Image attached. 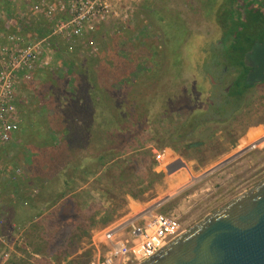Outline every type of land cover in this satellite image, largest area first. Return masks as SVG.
<instances>
[{
  "label": "rangeland",
  "instance_id": "obj_1",
  "mask_svg": "<svg viewBox=\"0 0 264 264\" xmlns=\"http://www.w3.org/2000/svg\"><path fill=\"white\" fill-rule=\"evenodd\" d=\"M15 1L0 0V24L18 20L30 37L48 30L28 11L34 0ZM130 1L126 20L102 25L71 45L60 43L50 69L37 73L21 89L27 104L19 135L2 155L8 176L0 183V204L11 215L4 232L12 233L13 227L19 231L18 239L10 237L9 264H88L103 251L100 235L106 230L115 229V239L124 240L133 227L160 214L176 219L184 232L264 180V85L246 92L230 118L202 124L184 135L186 117L205 109L203 94L211 87L203 75L210 71L203 67L204 58L228 44L229 13L232 18L240 14L244 0ZM260 2L264 7V0ZM232 79L227 76L223 83ZM126 82L130 87L125 91L121 88ZM93 86L114 94L118 103L128 101L126 106H111L121 116L130 107L134 110L137 93L160 100L148 114V126L136 131L132 145L118 138L115 144L122 153L105 155L98 174L71 175V201L59 199L29 221L35 210L22 211L14 200L30 197L40 186V177L50 180L42 191L47 200L60 191L59 173L66 170V161L81 160L82 153L91 150L87 142L83 150L72 147L68 158L59 156L58 133L66 124V111L71 118L76 116L65 104L85 101ZM166 97L186 103L179 113L165 114L160 103ZM103 149L105 153V148L99 150ZM160 149H168L176 161L167 170L154 161L153 153ZM17 169L19 175L12 176ZM176 171L181 176L166 183V176ZM135 204L146 205L140 211Z\"/></svg>",
  "mask_w": 264,
  "mask_h": 264
},
{
  "label": "trees",
  "instance_id": "obj_2",
  "mask_svg": "<svg viewBox=\"0 0 264 264\" xmlns=\"http://www.w3.org/2000/svg\"><path fill=\"white\" fill-rule=\"evenodd\" d=\"M260 1L244 0L241 4L240 14H237L235 18L231 17V12L229 13L231 18L229 17L227 20L231 26H227L229 34L225 36L228 44L224 46L222 51L211 52L212 55L207 57L206 60L204 58V63H202L204 68L206 65L210 70L209 72L203 71L204 78L207 81L209 79V83L211 82V87L209 86L207 92L203 94L206 100L205 109L200 113H196L199 111L194 109L193 114L191 113L192 115L186 117L184 135L197 131L202 124L206 125L230 118L238 111L240 101L246 92L257 85H264V82H248L249 67L247 63L250 60L253 47L264 41V7L259 5L261 4ZM17 24L18 20L14 19L11 20V23H1L0 32H6V27L12 31ZM60 49H56V52L59 53ZM45 71L48 70L41 72ZM230 75H233V79L225 85L223 80ZM129 87V82H126L121 89L126 91ZM136 95L140 97L137 100L134 99L136 101L134 110L130 107V111L122 116L121 113L111 111V106L114 103L116 107L126 106L129 104L128 101H119V104L114 94L108 91L105 92L101 87L99 90V88L93 86L92 93L87 94L85 101L76 100L75 104H72L71 101L65 104V107L69 110L76 111V116L71 118L72 115L69 114L71 112H65L66 124L62 127L61 133H58L60 137L59 156L68 158L72 147L78 145L79 149L83 150L82 145L87 142L90 144L91 150L86 154L82 153L84 156L81 160L76 157L75 160L71 158L66 161V170L59 173L61 178L60 191L51 193L47 200L46 198L42 199V194L47 189L50 180L40 176H38L40 177V186H35L31 190L30 197L14 200L15 205L22 211L25 210L24 208L35 210L28 218L29 221L33 216H38L42 211L55 206L59 199L71 201L74 198V192L69 187L71 175L79 171L87 176L98 174L100 168L104 166L105 155H108L109 152V154H113V152L122 153L123 150L121 151L120 145L115 144L118 138L127 139V145H132L133 140L137 139L136 131L148 126V114L152 106L160 100V97L151 94L137 93ZM184 103L186 101L183 98L174 101L166 97L160 104L162 112L167 114L179 113L184 107ZM108 110L110 114L106 115L105 113ZM170 135H172V138L175 137L174 133H170ZM102 148H105L107 154L104 153V149L99 150ZM117 176L121 178L120 174ZM38 200L43 201H40L36 207ZM3 211L6 213L7 219L10 218L11 215L5 209ZM3 233L5 232L3 231Z\"/></svg>",
  "mask_w": 264,
  "mask_h": 264
},
{
  "label": "built area",
  "instance_id": "obj_3",
  "mask_svg": "<svg viewBox=\"0 0 264 264\" xmlns=\"http://www.w3.org/2000/svg\"><path fill=\"white\" fill-rule=\"evenodd\" d=\"M130 0H34L29 13L42 20L48 30L42 35L30 37L24 27L17 24L14 30L6 27L0 32V183L8 176L2 166V155L19 135L22 110L27 104L21 89L35 79L37 73L49 70L56 49L71 45L98 27L128 18ZM61 43V44H60ZM168 149L154 151V161L167 170L175 159ZM20 171L13 170L14 177ZM6 213L0 204V264H9L13 245L10 237L18 239L14 227L3 233ZM18 231V232H17ZM183 231L172 217L156 214L140 228H132L127 239L116 240V230L109 229L100 235L104 243L100 256L88 264H140L172 242Z\"/></svg>",
  "mask_w": 264,
  "mask_h": 264
},
{
  "label": "water",
  "instance_id": "obj_4",
  "mask_svg": "<svg viewBox=\"0 0 264 264\" xmlns=\"http://www.w3.org/2000/svg\"><path fill=\"white\" fill-rule=\"evenodd\" d=\"M250 58L258 67L248 75V82H264V41L253 47ZM140 264H264V180Z\"/></svg>",
  "mask_w": 264,
  "mask_h": 264
},
{
  "label": "crops",
  "instance_id": "obj_5",
  "mask_svg": "<svg viewBox=\"0 0 264 264\" xmlns=\"http://www.w3.org/2000/svg\"><path fill=\"white\" fill-rule=\"evenodd\" d=\"M14 1V3H16L17 1H15V0H13ZM180 172L179 171H176V172H174V173H172L171 175H169V176H166V178H167V180H166V183H168L169 184V180L171 179V178H175V176H181V174L180 175H178ZM175 180H178V178L176 177V179ZM167 188H169L168 190H170V186L168 185L167 186ZM168 190L166 191V192H168ZM152 201H150V202H148V203H151ZM143 205V204H142ZM142 205H140V204H135V206H139L138 208H139V210L140 211H142V210H144L143 208H142ZM145 205L146 204H144L143 206H144V208H145ZM138 210V211H139Z\"/></svg>",
  "mask_w": 264,
  "mask_h": 264
},
{
  "label": "flooded vegetation",
  "instance_id": "obj_6",
  "mask_svg": "<svg viewBox=\"0 0 264 264\" xmlns=\"http://www.w3.org/2000/svg\"><path fill=\"white\" fill-rule=\"evenodd\" d=\"M247 63H248V67H249V72H248V75H249L251 72H253L255 69H257L258 64L256 62H254L253 59H251V58ZM255 82H258V81L255 80L252 83H255Z\"/></svg>",
  "mask_w": 264,
  "mask_h": 264
},
{
  "label": "bare ground",
  "instance_id": "obj_7",
  "mask_svg": "<svg viewBox=\"0 0 264 264\" xmlns=\"http://www.w3.org/2000/svg\"><path fill=\"white\" fill-rule=\"evenodd\" d=\"M256 145V144H255ZM254 146V145H253Z\"/></svg>",
  "mask_w": 264,
  "mask_h": 264
}]
</instances>
